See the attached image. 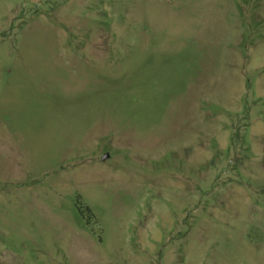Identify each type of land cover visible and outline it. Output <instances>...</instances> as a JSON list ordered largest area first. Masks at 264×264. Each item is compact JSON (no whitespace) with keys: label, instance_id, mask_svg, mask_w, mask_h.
<instances>
[{"label":"rangeland","instance_id":"1","mask_svg":"<svg viewBox=\"0 0 264 264\" xmlns=\"http://www.w3.org/2000/svg\"><path fill=\"white\" fill-rule=\"evenodd\" d=\"M0 264H264V0H0Z\"/></svg>","mask_w":264,"mask_h":264}]
</instances>
